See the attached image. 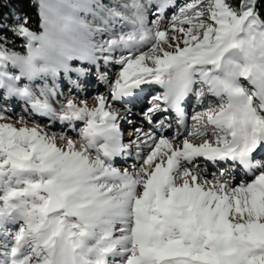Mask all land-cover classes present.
<instances>
[{"label":"rangeland","instance_id":"rangeland-1","mask_svg":"<svg viewBox=\"0 0 264 264\" xmlns=\"http://www.w3.org/2000/svg\"><path fill=\"white\" fill-rule=\"evenodd\" d=\"M54 1H58L59 4L57 5V2L55 3ZM54 1L42 0V5L46 8L44 9L43 7L44 12L42 10L41 14L43 31L40 34L30 33L23 28L19 22V14L14 9L11 10L9 15L4 16V20L1 23L8 28V31L12 32V35L23 38L21 42H24L20 43V45L25 46V54L20 56L16 54L17 52H14V54L8 56L0 45V56L8 62V70L13 75L12 73L17 71L16 59H25L24 61H26L30 57V47L40 45L38 46L40 54L48 65H53L54 69L67 72V81L62 80L63 82L59 85L60 88L62 85H65V88L61 89L62 93L64 89L66 90L62 96L68 94L76 96L78 101L79 99H84L86 107L84 109L74 110L71 106L63 103L62 98L58 104L52 103L55 97L53 96L54 93L56 94L60 88L55 92L50 87V89L52 88V91H50L46 87V82L41 80L31 87L29 86V88L22 87V84L17 83V88L24 89L23 92H26L27 98L30 95L34 100L43 102L42 105L48 106L44 104L48 103L53 107L56 117L59 118H56L52 114L55 119L52 122L51 130L59 138V141L62 138L78 146L84 143L88 146L87 141L85 142L84 139V134L89 130L88 128L94 131L103 129L102 127L105 125L106 118L102 119L99 112L93 113L91 111L92 107H95L99 103V95L104 97L106 103L111 102V106L115 108L122 107L120 109L121 112L116 111L119 114L115 115L117 123L114 117L115 127L117 124L115 131L118 132L121 138L120 141L119 136L117 138L118 142L121 143L119 146V149H121L110 160L112 163L110 165L119 166L120 171H125L126 169L127 173H134L137 170L141 172V169L143 173L146 172V176L140 179L139 184H137L138 189H136V192H133L132 199L136 198V195L142 188L141 186L146 181V177L151 176L149 172L154 173L155 167L153 169L148 168L147 173L142 168V164L151 155L154 145L160 138L167 137L166 139L171 138V140H174V136L181 135V138L199 143L201 141L213 142L215 138L220 141L219 137H223L224 139L229 137V129L226 124L222 123L217 126L214 124L222 113L231 110L233 107L229 97L231 93L229 94V90L225 88L223 83L222 64L227 60L226 56L221 57V54L224 53L223 48L225 44L233 37V34H236L234 37H237V41L233 46L238 47L240 50L242 49L241 51L245 53V50L248 51L249 48H254L253 43L255 42L258 44L256 45L257 50L260 51L264 58V26L254 16L247 13L243 19L233 17L223 0H161L163 4H161L160 0H62L61 3L59 0ZM64 3L65 6L62 5ZM158 4L160 5L161 13L158 12ZM168 8L171 9L168 10ZM69 9L74 13H68ZM45 13L49 14V16H46ZM93 15L96 16L93 18ZM118 15L122 18L116 19ZM102 19L103 23L104 21H108L109 25H111L112 31L109 36H99V32L104 25L101 23ZM111 19L119 20L120 23L124 21L125 23L113 25L110 21ZM45 21L53 27L50 24L45 25ZM79 21L82 22V26L78 24ZM114 26L119 27L118 31L115 30ZM130 26L132 29L128 28ZM49 32L55 33L58 37L52 39L49 36ZM55 34L54 36H56ZM144 34L147 35L145 36L147 39H145ZM128 36L132 40L131 44L134 45L135 43V45L133 49L125 51L124 49L131 47ZM82 37H86L88 40L82 39ZM57 38L59 39L57 40ZM101 39L103 41L100 44L104 50H113V57L111 56L112 59H110L108 64L101 62L103 54L101 55L97 48ZM5 40L8 39L0 33V42H4ZM10 44L15 46L14 42ZM89 53L92 56H96L93 60L95 63L89 62ZM245 58H248L249 71H252L250 73L253 74L254 71L255 74H259L261 63L264 60L259 61L251 55L245 56ZM93 71L94 74L92 73ZM18 73L14 74L13 77L17 81L23 82L25 79H22L20 76L19 78L17 76ZM91 76H95L96 80L91 78ZM164 78H171L174 84L183 80L181 84L183 95L188 94L189 91L190 96L188 98V112L185 120L181 123L176 122L173 125L171 124V126L166 125V123L164 124L165 117L163 116V112L167 99H174L175 97L162 98L165 106L163 109H160V89L158 86H154V83L160 85ZM247 78L249 76L243 78L240 76V84L244 85V87L241 86L244 94L243 100L249 102L250 107L259 110L261 106L259 98L262 99L264 97L263 91L255 89ZM20 79L22 80L20 81ZM122 84L125 85L126 91L121 96H115ZM160 86L163 96L164 90L162 84ZM170 88L172 89V87ZM142 90L143 92H141ZM136 91L138 94L140 93L139 98H136L137 100L135 101L137 103L133 102L132 104L127 100L125 101L129 96L137 94ZM173 91H175L174 88ZM50 92L53 93L51 94ZM169 94L172 95L173 93L170 91ZM11 99L12 101L17 99L15 102L17 103L18 113L23 111V107L25 110L30 107V98L28 103L26 102V107L24 104L19 103V95L12 96ZM180 102L182 103V101ZM128 105H133L132 110L128 111L130 109V107H127ZM6 108H8L7 104L0 105V115L6 116L8 119H15V112L12 114L3 112ZM30 111L26 110L23 114L30 113ZM158 111L163 112L158 113ZM41 113L45 114V117L47 116V112ZM211 115L217 118L214 119L212 117L210 123L208 122L209 119L206 118ZM45 119L49 120L48 118ZM61 119H67V121L62 122L63 120ZM56 121H59L64 126H59V122L56 123ZM69 121H72L73 124L75 123V126L73 124L69 125ZM85 122L89 125L86 124L84 129ZM23 145L26 146L24 142L20 144L13 139L0 141V168L5 170L0 174V187H2V190H0V218L2 216L9 218L11 213L22 212L20 213L22 216H31L30 218L33 222H40L41 225L37 229L38 232L33 234L29 218L16 222L17 219L21 218L20 215H17L19 217L14 221L10 218L7 222L3 220L4 224H14L16 222L10 227L11 229L7 225L4 226L0 221V226H3L5 230L9 229L15 234L14 238H10L9 242L6 243L9 247L8 252L5 248L7 245L5 246L4 242L0 244V251L6 254L1 256L0 261L2 257H5L3 263L7 262V257L9 256L10 260L13 261L14 258V261L20 262V264H36L41 259H44V264H49L48 259L50 255L46 251H43V246L34 248L37 251L36 256L38 254V258L31 259L28 255L30 250L24 247L22 250L29 253L18 254L19 248L17 245L26 243L28 246H31L33 242L37 243L42 234L45 233L48 225H55L53 220L56 218H59L57 220L59 221L58 224L69 229L70 238L78 239L77 241L80 243L81 241L78 236L79 229L94 223L98 216L104 212L106 202L98 200L97 197L79 200L73 191L75 181H77V174L56 173L49 168L47 159L34 157L28 148H23ZM122 145H125V148ZM88 148L96 154L101 148L103 149V146L99 142L98 146H89ZM6 151L25 157L27 159L25 168L27 169L16 172L17 170L8 164L9 162L5 155ZM138 156L139 159L137 158ZM116 160L119 161L118 164H116ZM199 160V157L190 159L188 165L199 168ZM134 163L136 166L133 165ZM210 166L212 167V164L207 167V171L210 172V176H208L213 177V175H216L217 170L211 169ZM238 173L242 174L241 171H238ZM219 175L221 174L219 173ZM122 176L123 174H120L110 179L107 178V180L113 184L120 183L122 186L124 185L129 188L130 184H128V180L122 178ZM114 180L118 181L113 182ZM43 181L55 185L60 192L62 191L61 195L67 202L66 204L73 206V209H82L86 212L88 210L84 209V207L93 203L94 206L92 208H95L98 212L100 211L99 214H91L84 217L69 214L68 218H71L74 222L72 220L68 222L70 219L65 220L67 217L66 209L58 211V213L55 212L56 214H49L48 216L44 213L43 207L47 200V194L40 187ZM231 181V187L236 188L238 182H242V177L239 179L236 176L232 177ZM247 183H251L250 180ZM18 196H21L23 199L21 205L15 201ZM260 200L264 201V196ZM14 202L17 204H14ZM144 205H146L147 212H142L140 216L142 218V230L151 236L152 240L146 246V249L149 247L147 250H149L150 260L149 257L147 258L148 252H146L143 258L144 263L142 262V264H174L175 262V264L179 262L185 264L188 260L192 262L188 264H199L201 262V264H264V233L256 235L251 231L249 226L238 227L236 225L231 232L223 229L221 233L211 227L208 230L209 235L205 236L203 234L205 231V224L202 222L203 217L188 214V211L186 212L185 210L187 208L190 211V206H185L182 210L186 212V215L185 212L181 215L177 211V205L172 204L168 200L166 201L164 198L158 199L154 195ZM235 212L236 216L241 214L240 211ZM189 217L191 219L189 223L193 229V235L197 237V244L201 241L196 255H193L196 261H190V254L187 251V247L192 244L190 239H186L187 235L185 233V223ZM76 218H91L90 221L93 222L86 223V221L80 219L75 221L74 219ZM26 220H30L29 227L26 226V230L18 232L17 230L20 228L19 224L23 221L26 224ZM65 221L68 223H65ZM107 238V236H101L100 239L107 240ZM134 246L136 247L137 245ZM111 249L114 250L115 248ZM75 250L84 256L89 255L90 252H84L78 247ZM171 257H173V260ZM183 258L186 260L182 261ZM86 261L91 264L92 257H87ZM120 263L122 264L123 260L115 264ZM124 263L134 264L135 261L133 258H130L129 262L127 260Z\"/></svg>","mask_w":264,"mask_h":264},{"label":"bare ground","instance_id":"bare-ground-1","mask_svg":"<svg viewBox=\"0 0 264 264\" xmlns=\"http://www.w3.org/2000/svg\"><path fill=\"white\" fill-rule=\"evenodd\" d=\"M118 18L122 17L118 15L116 19ZM111 22L113 25L125 23L124 21L120 23L119 20H112ZM103 24L99 36H109L112 31L111 25H109L108 21H104ZM114 27L119 29L118 26ZM54 34L49 32V36L52 39L58 37L56 34L54 36ZM235 35L233 34V37L225 44L224 53L221 54V57L226 56L227 60L222 64L223 83L225 88L229 90V94L231 93L229 97L233 107L231 110L222 113L219 118L213 117L214 119L217 118V121L215 120L216 123H214L216 126L222 123L227 125L229 137L226 139L219 137L220 141L215 138L213 142L201 141L199 143L181 138V135L172 137L174 140H171V138L166 139L167 137L160 138L154 145L151 155L146 160L144 159L145 162L142 161L144 171L154 167L155 170L154 173L152 172L153 174L149 172L151 176H147L144 185H140L142 188L135 199H132L131 196L138 189L137 184H139L140 179L146 176V172L143 173L141 169V172L137 170L134 173H127L126 169L125 171H120L119 166L110 165V160L121 149H119L120 143L117 140L118 134L115 131L114 117L117 114L116 111L121 112L120 109L122 107L115 108L111 106V102L106 103L104 97L99 95V103L90 109L93 113L99 112L102 119L106 118V122L102 127L103 129L99 131L88 128L89 130L84 134V139L85 142L87 141L88 146L85 143L78 146L62 138L59 141V138L51 130L52 122H54L55 118L48 106L43 105L44 108L36 109V112L32 109V112L36 115L47 110L49 112V120L44 117L35 118L30 113L23 114L26 110H30V108L25 110L24 107L22 112L15 114L16 118L13 120L0 115V141L13 139L20 144L24 142L26 146L23 145V148H28L30 153L36 158L47 159L51 170L58 174H77V181H75L73 191L79 200L97 197L98 200L106 202L105 210L101 216L94 223L79 229L78 236L81 244L77 241L78 239L70 238L69 229L58 224L59 221L57 220L59 218H54L55 225L51 226L49 224L39 240V242H45L46 248L53 249L51 252V264H90V262L86 261V258L90 256L92 257L91 264H115L121 260H123L122 264H125L124 261L128 260L129 262L130 258H133L136 264L144 263V254L148 252L147 249L149 248L146 249V246L151 242L152 238L142 230V218L140 216L142 212L146 211L144 203L150 201V197L153 195L158 199L164 198L166 201L168 200L172 204L177 205V211L181 215L188 211V214H192V216L199 215L203 217L202 222L205 224L203 234L205 236L209 235L208 230L211 227L221 233L223 229L232 231L236 225L238 227L249 226L256 235L264 233V201L260 200L264 196V156L262 157L260 151L264 143V97L262 99L259 98L261 104L259 110L250 107L249 102L243 100L244 94L240 84V76L241 78L249 76L247 79L251 82L250 84L255 89L263 91L262 94H264V61H262L264 58L260 51L257 50L256 45L258 44L255 42L253 43L254 48H249L248 51L245 50V53L241 51L242 49L240 50L238 47L233 46L237 41V37H234ZM82 39L88 40L86 37H82ZM101 41L103 39L99 40V45L97 46L100 54L104 55L101 56V62L108 64L113 57V50H104L101 47ZM38 46L30 47V57L26 61H24L25 59H22L23 61L16 59L17 72L20 73L19 76L22 79H25L22 87L29 88L31 81L41 80L46 82V87L50 91H52V88L53 91L54 89L58 91L60 83L63 82V76H58L56 69L48 65L40 54ZM89 54V62L95 63L93 60L96 56ZM248 55L262 61L259 74H255L254 71L253 74L250 73L252 71H249L248 58H245ZM8 67V62L0 56V82L3 84L7 83L12 91H19V103L22 104L25 99L29 101L26 92H23L24 89L17 88L16 79L11 75ZM171 80V78H164L160 83L164 90L161 99L175 97L174 99H167L166 106L164 105L167 112L178 111L182 105L180 101H183L186 95H183L182 92L183 87L181 84L183 80L179 79L182 82L176 84ZM123 85L120 86V90L116 92L115 96H121L126 91V87ZM50 87L52 88L50 89ZM173 88L175 91H173ZM170 91L173 93L172 95L169 94ZM61 98L63 103L71 106L74 110L86 108L84 99H79L78 101L76 96L68 94L61 96ZM64 121L66 122L67 119L62 122ZM69 122V125L73 124L72 121ZM175 122L181 123L183 121ZM177 125L180 126L179 124ZM133 135L135 136V134ZM99 142L102 143L103 149L101 148L96 154L91 152L88 147L98 146ZM246 154H259L257 155L258 159L255 158L251 164L256 167V171L253 172L252 176L256 173H260V175L252 179L251 183H247V180H251L250 176L244 175L242 176V182H238L237 187L232 188L230 179H225L226 177L220 176L219 173L209 177L210 172L207 171V167L212 164L213 160L221 157L237 160L242 159ZM197 157L200 159L198 161L199 168L188 165L190 159H196ZM137 158L139 159V156ZM133 165L136 166L135 163ZM120 174H123L122 178L128 180L129 188L122 186L120 183L113 184L107 180V178L110 179ZM147 206L149 205L147 204ZM185 206H190L189 209L191 210L189 211L187 208L185 211L182 210ZM235 211H240L241 214L237 213L239 216H236ZM18 217L16 215L10 219L14 221ZM1 220L3 222L4 219L2 218ZM190 220L189 217L185 223L186 239H190V242H192L187 247V251L190 254V261H196L193 255H196L201 241L197 244V237L193 235V229L189 223ZM29 221L26 220L27 225H29ZM101 236H107L108 238L107 240H102L100 239ZM25 245L26 243L20 246L19 249L22 250V248L26 247ZM134 245L137 246L135 247ZM76 247L81 248L84 252L90 251L89 255L84 256L77 253ZM111 248L115 249L112 250ZM30 252L31 257L35 258L36 253L33 250H30ZM4 258L2 257L0 264H3ZM171 258L173 260V257ZM184 260L186 259L183 258L182 261ZM188 263L192 262H189V260L185 262V264ZM11 264L20 263L13 260ZM178 264L181 263L179 262Z\"/></svg>","mask_w":264,"mask_h":264},{"label":"trees","instance_id":"trees-1","mask_svg":"<svg viewBox=\"0 0 264 264\" xmlns=\"http://www.w3.org/2000/svg\"><path fill=\"white\" fill-rule=\"evenodd\" d=\"M229 12L237 19L243 18L247 13H253L264 25V0H223ZM19 14V22L26 30L39 33L40 17L39 3L37 0H0V33L8 40L1 42L8 53H25L22 37L12 35L6 26H3L4 16L9 15L11 10ZM10 40V41H9ZM14 42L15 46L10 43Z\"/></svg>","mask_w":264,"mask_h":264},{"label":"water","instance_id":"water-1","mask_svg":"<svg viewBox=\"0 0 264 264\" xmlns=\"http://www.w3.org/2000/svg\"><path fill=\"white\" fill-rule=\"evenodd\" d=\"M7 158L14 166H17L19 168H22L24 166L25 161H26L24 158L17 157L14 154H11V153H7ZM45 188L50 193V199H49V202H48L47 210L51 211V209L53 208V206H52L53 204H55V208H60L62 206V204L60 202V199H59L58 195L53 190V188H50L48 186H46Z\"/></svg>","mask_w":264,"mask_h":264}]
</instances>
